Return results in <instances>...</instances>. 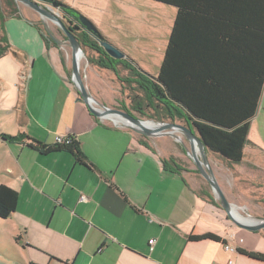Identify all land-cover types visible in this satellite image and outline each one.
Listing matches in <instances>:
<instances>
[{
  "label": "crops",
  "instance_id": "1",
  "mask_svg": "<svg viewBox=\"0 0 264 264\" xmlns=\"http://www.w3.org/2000/svg\"><path fill=\"white\" fill-rule=\"evenodd\" d=\"M33 25L8 19L9 48L0 58V100L12 90L0 104L7 116L0 119V135L24 136L18 142L0 137V185L18 196L15 211L0 219V264H264L238 252L264 254V230L248 232L228 220L199 185L202 177L184 152L183 137L181 143L145 138L92 116L59 47L45 43ZM86 88L107 106L97 89ZM66 137L77 142L84 165L67 152L42 155L27 146H52ZM247 139L239 164L206 151L232 205L241 202L232 171L258 167L255 154H264V85ZM171 159L165 168L163 160ZM205 234L221 242L188 241Z\"/></svg>",
  "mask_w": 264,
  "mask_h": 264
},
{
  "label": "trees",
  "instance_id": "2",
  "mask_svg": "<svg viewBox=\"0 0 264 264\" xmlns=\"http://www.w3.org/2000/svg\"><path fill=\"white\" fill-rule=\"evenodd\" d=\"M38 1L62 11L57 0ZM150 1L171 6L176 14L157 77L145 79L146 84H135L150 93L154 109L164 112L171 122L177 119L188 123L209 152L229 164H239L249 143L250 122L264 85V0ZM8 19L22 20L17 9L12 8L8 16L0 13V42L4 44L0 47V58L9 48L5 31ZM33 27L45 43L55 45L41 28ZM92 33L97 40H103L97 30L92 29ZM81 38L77 40L82 46L96 47V42L83 35ZM96 48L95 51L105 56L103 59L99 56L98 62L108 60L110 70H114L115 63L121 64ZM99 67L104 68L102 64ZM128 67L125 66L129 70ZM0 137L8 141L24 138L23 135ZM27 146L42 155L67 152L77 164L86 163L71 137L55 141L52 146L34 141ZM167 162L174 163L173 159L163 160L165 168ZM17 198L15 191L0 185V219L11 216ZM202 240L221 242L212 234L188 238L193 242ZM238 252L264 262V254Z\"/></svg>",
  "mask_w": 264,
  "mask_h": 264
},
{
  "label": "rangeland",
  "instance_id": "3",
  "mask_svg": "<svg viewBox=\"0 0 264 264\" xmlns=\"http://www.w3.org/2000/svg\"><path fill=\"white\" fill-rule=\"evenodd\" d=\"M57 1L60 2V6L63 7L61 9L65 13L50 5H42L50 9L64 27L66 26V29H69L70 26L74 28L72 25L77 21L76 23L80 28L78 33L83 35L85 39L96 42L95 46L98 47V51L106 54L105 50L99 45V40L93 36L92 31L86 32L83 29L82 23H86L92 29L98 31L105 43L124 56L120 60L111 58L120 61L124 66L115 63L114 70H110L108 60H105L104 63L98 62L99 56L102 59L105 56L95 51L96 47H90L87 43V45L82 46L83 57L79 63V71L85 86L88 85L90 90L94 88L95 92L97 89V96L107 104V108L125 111L141 121L160 122L159 120L163 116L162 112L154 109L155 102L150 93L144 88L138 87L135 83L146 84L145 79L157 77L176 9L149 0ZM12 8L17 9L21 19L25 18L31 21L41 28L44 34L47 35L45 31V28H47L57 40H64L62 31L55 23L41 18L39 14L19 2L10 3L8 0H0L1 14L8 16ZM68 11L71 12V15L67 13ZM51 45L56 48V45ZM0 47H4L2 42H0ZM58 47L61 60L68 69L69 75H71V49L67 42ZM3 63L5 66L7 65L6 62ZM99 64H102L104 68L99 67ZM127 65H129V70L125 68ZM38 66L36 64L34 67ZM11 93L12 90L6 93L3 100H0V104ZM3 109L4 107L0 108V110ZM3 117L7 118L6 115L3 116L0 112V119H5ZM106 122L115 125L109 120H106ZM162 122L170 121L168 118H164ZM176 122L182 124L180 120L176 119ZM115 126L123 128L120 124ZM139 138L142 139L140 136ZM12 142L18 141L14 140ZM183 145L188 148L184 138ZM255 157L260 167L249 164L245 172H235L229 164L216 158L217 164L224 167L229 166L233 170L232 174L236 176L237 181V187L233 189L237 196L236 199H238L237 202L241 201L233 204V206L237 208V212L241 216L247 219L248 217L253 219L264 218V168L261 166V164L264 165V154L259 152L255 154ZM188 166L192 167L190 163H188ZM197 179L201 187L212 193L210 187L202 178L197 177ZM216 202L218 203L217 200Z\"/></svg>",
  "mask_w": 264,
  "mask_h": 264
},
{
  "label": "water",
  "instance_id": "4",
  "mask_svg": "<svg viewBox=\"0 0 264 264\" xmlns=\"http://www.w3.org/2000/svg\"><path fill=\"white\" fill-rule=\"evenodd\" d=\"M23 4L29 9L33 10L40 15L41 18H45L55 23L64 34L66 41L57 40L52 33L45 28L49 39L57 46H61L67 42L71 49V81L78 94L79 99L87 107L89 113L97 119L109 120L108 116H118L123 119L127 124H122L123 128H127L145 138H155L159 136H166L172 138L174 141L181 143L182 137L187 141L188 148L183 146L184 152L187 157L193 162L198 174L209 185L215 200L218 201L219 207L225 212L228 220L237 228L248 231L257 232L264 230V218H250L248 221H240L233 215L234 206L230 204L225 198L222 190L220 189L213 171L208 163L206 157L207 148L201 142L199 135L192 128H187L181 124L175 122H153L156 124L155 128H150L145 125L147 121H141L138 118L133 117L125 111L110 109L95 100L87 91V88L83 82L79 71V62L77 57L82 55L80 44L77 38L67 30L60 20L52 13L50 9L43 6L38 0H13ZM83 29L86 32H91L92 28L86 23H82ZM99 40V39H98ZM99 45L105 50V53L115 60H120L124 56L114 49L103 40H99ZM112 122V121H111ZM116 125V124H115Z\"/></svg>",
  "mask_w": 264,
  "mask_h": 264
},
{
  "label": "bare ground",
  "instance_id": "5",
  "mask_svg": "<svg viewBox=\"0 0 264 264\" xmlns=\"http://www.w3.org/2000/svg\"><path fill=\"white\" fill-rule=\"evenodd\" d=\"M83 55H79L77 57L78 59V62L80 63L81 59H82ZM108 118L114 123V124H127L123 119H121L120 117L118 116H108ZM145 125L150 127V128H155L156 127V124H154L153 122L151 121H147L145 122ZM233 215L236 219L240 220V221H248L249 219L247 218H244L243 216H241L238 212H237V208H233Z\"/></svg>",
  "mask_w": 264,
  "mask_h": 264
},
{
  "label": "flooded vegetation",
  "instance_id": "6",
  "mask_svg": "<svg viewBox=\"0 0 264 264\" xmlns=\"http://www.w3.org/2000/svg\"><path fill=\"white\" fill-rule=\"evenodd\" d=\"M77 22V21H76ZM76 22H74V24L72 25V26H74V28L73 27H71L70 26V30L72 31V32H74V36L76 37V38H78V39H83V38H81V34L80 33H78V29H80L79 28V26H78V24L76 23ZM70 32V31H69ZM72 34V33H71ZM73 35V34H72ZM63 36H64V34H63ZM64 38V40H63V42H65L66 41V38H65V36L63 37ZM80 41V40H79ZM78 41V42H79ZM79 44H80V47H82V43L81 42H79ZM63 46V45H62ZM130 114V113H129ZM131 115V114H130ZM162 117H161V120H159V121H163V119L164 118H167L166 116H165V114H164V112L162 113ZM133 116V115H132ZM134 117V116H133ZM136 118V117H135Z\"/></svg>",
  "mask_w": 264,
  "mask_h": 264
},
{
  "label": "built area",
  "instance_id": "7",
  "mask_svg": "<svg viewBox=\"0 0 264 264\" xmlns=\"http://www.w3.org/2000/svg\"><path fill=\"white\" fill-rule=\"evenodd\" d=\"M63 138H56L55 141L57 142H60ZM81 201H85V197L84 196H81L80 197ZM153 243V241H149V244L151 245ZM226 250H229V251H233V249H231L230 247H225ZM230 264V263H229Z\"/></svg>",
  "mask_w": 264,
  "mask_h": 264
}]
</instances>
